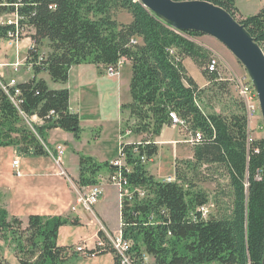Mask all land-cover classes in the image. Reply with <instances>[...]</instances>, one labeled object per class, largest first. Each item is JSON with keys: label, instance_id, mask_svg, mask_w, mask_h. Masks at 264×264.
Segmentation results:
<instances>
[{"label": "trees", "instance_id": "1", "mask_svg": "<svg viewBox=\"0 0 264 264\" xmlns=\"http://www.w3.org/2000/svg\"><path fill=\"white\" fill-rule=\"evenodd\" d=\"M205 1L228 11L264 50V5L257 13L243 16L236 0ZM118 10L131 14L132 20L119 21ZM7 13L18 15L19 24L32 29L26 65L32 64L34 76L18 84L19 106L0 84V146L24 142L41 152L47 144L46 134L56 128L80 137V117L71 110L70 91L50 88L39 74L47 72L52 81L66 83L75 65H110L125 58L132 66L131 102L123 106L135 121L131 128L136 133L147 132L148 137L145 142L122 143L129 171L109 161L80 156L77 183L79 187L93 186L103 174L115 172L127 179L132 194L122 202L121 229L131 244L129 264H263L264 139L249 143L243 101L242 114L206 111L211 106L208 94L216 96L228 83L221 78L219 67L209 69L212 53L191 39L203 33L174 29L138 0H0V18ZM14 28L0 25V37L6 38ZM46 41L50 50L45 56L40 49ZM186 58L201 69L209 82L206 87H200L189 74L183 63ZM21 111L29 118L37 115L45 123L30 127ZM171 112L187 121L191 132L201 131L203 138L193 146V158L175 161V180L164 181L151 174L141 158L151 160L157 155L158 145L151 138L159 135L163 125L173 124ZM203 166L222 169L229 179L228 208L207 217L200 208L209 207L211 199L194 178ZM218 204L219 198L214 199L216 209ZM69 222L78 224L62 215H30L29 240L38 254L35 259L19 256L20 264H128L102 230L98 236L104 246L88 252L95 257L112 253L113 261L81 263L76 250L71 253L58 244L59 228ZM21 224L17 216L9 219L0 191V231ZM149 256L154 261L149 262ZM0 264L11 263L2 257Z\"/></svg>", "mask_w": 264, "mask_h": 264}, {"label": "rangeland", "instance_id": "2", "mask_svg": "<svg viewBox=\"0 0 264 264\" xmlns=\"http://www.w3.org/2000/svg\"><path fill=\"white\" fill-rule=\"evenodd\" d=\"M237 3L243 13L255 14L263 6L264 0H237ZM115 16L121 22L127 21L128 17H130V21L132 20V15L124 10L116 11ZM6 18H13L12 13H7ZM31 33L32 29L27 28L26 35L23 36L21 42L12 43V46L9 45L8 39L0 37V48L3 52L0 58L4 62L1 67L4 76H0V79H3L4 82L16 77V79H31L34 76L33 70L23 75L26 71L20 69L24 67L23 64L29 47L28 39H30ZM191 39L208 49L212 56L218 59L221 78L228 83L225 89L217 91L216 96L210 98L212 94H208L207 99L210 101L211 106H208L206 111L223 115L242 114L243 104L236 81L238 82L239 80L237 78L248 75L244 66L217 39L206 34L194 35ZM17 48L20 57V61H17L19 72L16 71L17 68L14 65L16 62L13 61L16 58ZM49 50L48 42L46 41L40 51L46 56ZM126 62L118 67L117 71L115 70L114 76L108 75L107 65L105 64H79L73 66L70 76L71 98L73 106H79L80 124L82 127L81 135L80 137H74L72 132L59 128L51 129L46 134L47 143L61 142L66 144L65 152L61 157L64 160V164L69 165L72 169H76L79 166V158L82 155L92 156L101 162L116 156L119 148V127L122 141L129 137L134 139L136 143L145 142L147 139V132L136 133L131 128V126H134L135 121L132 119L128 108L124 106L118 107V97L115 90H107L101 85L102 83L105 84L114 79H119L123 73L126 76L127 68L125 66L128 65ZM187 67L194 79H197L199 83L204 82L206 78L192 59L187 60ZM39 78L51 79L48 73L39 74ZM34 118L35 115L31 117L33 120ZM25 122L29 125L27 121ZM250 122L248 133L252 139L263 138L264 121L261 117H253ZM32 123L39 125L35 121H31L30 124ZM177 127L173 129L169 125H163L160 131L162 133H159L162 139L174 140L165 141L159 145L155 142L159 135L151 138L158 145V155H155L152 158L153 160L151 159L152 161H144V164L149 167L151 172L155 173L154 175L157 179L173 176L174 172L172 173V170H174L173 165L176 160L190 159L188 157L179 158L182 155H186L187 150L191 151L193 147L182 141L187 137L188 131ZM34 132L36 133L35 130ZM13 136H17L20 139L18 134ZM179 139H181V142H177ZM169 145H174L175 148ZM54 146L55 144L50 146L52 150H54ZM47 147L49 146L45 145L43 150L39 152L32 144L24 142H18L16 145L11 146H0V191L2 193V202L9 212V219L17 216L22 220L20 227L0 231V258L5 257L11 264H20L19 256L26 259H35L38 254L29 240L31 231L28 230V218L32 214L43 215L44 213L51 214L58 211L64 217L69 216L72 220H77L78 224L69 222L59 228L58 243L67 245L71 253L75 251L76 247L84 246L86 243L92 244V246L95 245L96 248L101 242L98 236L100 230L109 238L122 231V223L120 227L113 226L111 229L106 222L97 219L92 213L94 206L102 199L104 194V197H107V191L103 190L102 197L98 202H94L95 204L92 205L91 210L83 209L80 205H76L79 190L78 179L67 172L66 175L60 174L59 163L56 161L57 156L53 155V151V154L48 153ZM176 147L179 149L175 150ZM165 148L171 150V155L167 150L164 152ZM180 149L186 152L184 153ZM256 151H259V148ZM14 159L20 161V168L23 172L22 177H17L14 173L12 166ZM103 175L100 181L109 176L107 174ZM194 178L197 186L205 190L211 199L212 204L209 206V213H217L219 209L228 208L230 202L229 179L222 169L216 171L214 166H203ZM105 181L109 183L107 180ZM113 186L118 190L117 194L121 211L124 198L120 196L119 188L116 185ZM216 198H219L217 209L214 205V199ZM109 199H104L103 206L107 207L111 219L115 220L117 211L115 206L110 204ZM107 204L109 205L107 206ZM74 205H76V210H73ZM78 255L82 257L79 259L81 263L93 261L102 263L111 260L106 256L107 254H99L94 258H84L80 252H78ZM149 258L151 259L152 257H147L148 261Z\"/></svg>", "mask_w": 264, "mask_h": 264}, {"label": "built area", "instance_id": "3", "mask_svg": "<svg viewBox=\"0 0 264 264\" xmlns=\"http://www.w3.org/2000/svg\"><path fill=\"white\" fill-rule=\"evenodd\" d=\"M13 18H6V14L3 15L0 18V25L1 26H11L14 25V29L10 30L8 32V36L6 37V39L9 40V44L11 45L12 43H18L19 41L22 40L23 36L26 35V27H22L21 24H19V18L18 15L13 14ZM170 52L172 54L175 53L174 49H170ZM3 52L0 48V57L2 56ZM20 61L19 59H16L14 62H16L14 65L17 68V72L20 71V69H18V62ZM125 61H127L125 58H121L116 64H110L107 65V73L108 75L114 76L115 75V70L117 71L118 67H120ZM3 61L0 58V76H4L3 72L1 71V67L3 65ZM24 67L23 68H31L32 64L27 66L26 65V61H24ZM219 67V61L216 57L213 56V58L211 59V62L209 64V69L210 70H215ZM239 79L237 83V88L239 91V95L241 100L244 102L245 104V113L248 119V126L250 127L251 125V120L253 117H261V109H260V104H259V99H258V94L257 91L252 83V80L250 79L249 75H246L245 77H241V78H237ZM0 84L2 86V88L6 91V93L9 95L10 99L13 101V103L17 106H19L20 104V100L18 99V96L20 95L21 91L18 88V84L19 81H17L16 79H10V81L4 82L3 79H0ZM14 89V94L10 93V90ZM28 121V123L30 124L31 121L33 122L34 120L31 119L32 116L27 117L25 114H23V112H20ZM50 114H54V112H51ZM35 117H38L37 115H35ZM170 117L172 119V123L175 126H179L182 129L187 130L188 134L187 137L182 140L185 143H188L189 146H195L197 145L201 139L203 138V134L201 133V131H196V132H191L190 130H188L189 128V123H187V121L181 119L176 113L171 112L170 113ZM39 120L41 119L42 124L39 125H43L45 123L43 118L38 117ZM31 126L34 125L33 123L30 124ZM249 142L251 143L254 138L252 139V137H249ZM48 152L53 151L51 149V147H47ZM257 150V149H256ZM56 151V161L59 163V166L61 167L62 164V155L64 153V149L62 145H57L55 148ZM143 161L145 160V157L141 158ZM115 166H119V167H127L125 159H124V154L120 153V159L116 160L115 162H112ZM12 166L14 169V173L17 177H22L23 172L20 168V161L18 159H14L12 162ZM128 171L130 170L129 167H127ZM60 174L61 175H66V171L63 170L62 168H60ZM106 180L113 184L116 185L119 190H120V196L121 197H125L126 195H131L132 191H130L129 187H128V181L127 179L120 173V172H115V174H111L109 176H107ZM175 177H168L166 178V180L164 181H174ZM138 193H140L141 195L144 194V192L140 189L136 190ZM103 195V188L101 185L96 184L93 186H88V187H79L78 190V196H77V201H76V205H80V207H82L83 209H88L91 210L92 209V205H94V202H98L99 199L102 197ZM76 205H74L73 210H76ZM200 210H202L203 212V216L207 217L209 214V207L207 206H202L200 208ZM112 244V247L121 254V256L123 257V263H130V259L129 256L127 255V252L130 249V242L125 240L123 238V234L122 231H119V233L115 234L113 237L109 238ZM99 246H104L103 242H99L98 244ZM77 252L82 253L83 255L87 256V257H95V253H89L88 250L89 248L85 247V246H78L75 249Z\"/></svg>", "mask_w": 264, "mask_h": 264}, {"label": "water", "instance_id": "4", "mask_svg": "<svg viewBox=\"0 0 264 264\" xmlns=\"http://www.w3.org/2000/svg\"><path fill=\"white\" fill-rule=\"evenodd\" d=\"M138 1L174 29L201 32L226 46L252 80L264 121V50L243 24L221 6L205 0Z\"/></svg>", "mask_w": 264, "mask_h": 264}, {"label": "crops", "instance_id": "5", "mask_svg": "<svg viewBox=\"0 0 264 264\" xmlns=\"http://www.w3.org/2000/svg\"><path fill=\"white\" fill-rule=\"evenodd\" d=\"M236 5H237V8H238V10H239V12H240V14L241 15H243V16H247V15H250V14H245V13H243L242 12V10H241V8L238 6V3H237V0H236ZM264 5V4H263ZM262 8V7H261ZM260 8V9H261ZM129 14V13H128ZM130 22V17H128V20L127 21H125L124 23H129ZM25 40V39H24ZM29 40V46L31 45V40L30 39H28ZM21 42V41H20ZM10 45V44H9ZM10 46H12V45H10ZM29 48V47H28ZM27 57V56H26ZM16 59H19L20 60V57H19V50H18V48H17V52H16V58L13 60V61H15ZM187 60H190V58H186V59H184L183 60V63H184V65H185V67H186V69H187V71L189 72V74H190V71H189V69H188V67H187ZM25 61H26V58H25ZM126 64H128V65H126L125 66V68H127V74H126V76H124V73L123 74H121L120 75V77H119V79L117 78V79H114L113 81H111V82H106L105 84H101L102 86H104L107 90H111V91H114L115 90V93H116V95H117V100H118V107H121V106H123V105H125V104H128V103H130L131 102V95H130V80H131V76H132V66H131V63L129 62V61H127L126 62ZM73 68V67H72ZM72 68H71V70H70V76H71V71H72ZM23 70H25L26 71V73H24L23 75H26L30 70H32V68H22V71ZM8 71V70H7ZM43 73H47V72H42L40 75H42ZM20 74V73H19ZM6 75H7V73H6ZM70 76H69V80L66 82V83H58V82H53L52 81V79H45L46 81H47V83H48V85L50 86V88H52V89H64V88H67L69 91H70V107H71V110L73 111V112H76V113H78L79 114V117H80V122H81V116H80V111H79V106L77 105V106H73V103H72V98H71V93H72V90H71V86H70ZM192 76V75H191ZM14 77V76H13ZM12 77V78H13ZM17 78V77H16ZM15 78V79H16ZM32 78V77H31ZM194 78V77H193ZM17 81H19V83L20 82H24V81H28V80H30V78L29 79H16ZM97 80V79H96ZM196 80V82L198 83V85L200 86V87H202V88H204V87H206L208 84H209V82L207 81V79H205L204 80V82L203 83H199V81L197 80V79H195ZM8 81H10V79H8ZM34 121H35V123H37V124H42V122H41V119L39 120V118L38 117H35L34 118ZM169 127H171V128H176L177 126H175V125H169ZM179 127V126H178ZM177 127V128H178ZM57 130H59V129H57ZM160 133H162V132H160ZM72 136H74V135H72ZM118 137H119V148L117 149V155L116 156H114L113 158H110V159H107L106 161H109V162H115L116 160H119L120 159V153H121V145H122V143L125 141V142H128V143H136V141L134 140V139H132L131 137H129V138H127L126 140H121V135H120V127H119V135H118ZM170 140H174V139H162L161 138V134L158 136V138H156V143L157 144H162V142H165V141H170ZM176 140V139H175ZM177 142H181V139H179ZM49 143V142H48ZM45 144V145H47V146H52L53 144H55V146H54V150H53V152H54V154H53V152L51 151V152H48V153H51V154H53L54 156L57 154L56 153V151H55V148H56V146L57 145H62L63 146V149H65L66 148V144H63V143H61V142H56V143H54V142H51V144L49 143V144ZM139 143V142H138ZM180 144V143H179ZM169 146H171V145H169ZM171 147H174V145H172ZM175 148V147H174ZM177 149H179V148H177L176 147V149L175 150H177ZM160 150V149H159ZM165 150H167L168 151V153H170V155H171V150L170 149H168V148H165L164 149V152H165ZM180 150H183V149H180ZM184 151V150H183ZM65 152V151H64ZM186 151H184V153H185ZM176 153H178L177 151H176ZM187 154L186 155H182V157H179V158H184V157H188V158H193V149L191 150V151H188L187 150V152H186ZM64 154V153H63ZM158 155V154H157ZM169 155V156H170ZM153 160V159H152ZM151 160V161H152ZM62 164H61V167L60 168H62L63 170H65L67 173H69L72 177H74V178H77L78 179V177H79V166L76 168V169H72L69 165H66V164H64V160H63V158H62ZM175 163V162H174ZM147 169H148V171L151 173V174H155V173H153V172H151V170H149V167H147ZM173 169H174V165H173ZM174 172V170H172V173ZM171 173V174H172ZM42 174H44L43 172H42ZM45 175V174H44ZM155 176V175H154ZM168 177H174V175L173 176H167V177H164V178H162V179H160V180H166V178H168ZM103 181H100V183H99V185H101L102 186V188H103V190L104 191H107V197H104L105 196V194H104V196L102 197V199L94 206V210H93V215H95L94 217H96L97 219H101L102 221H104V222H106L107 223V226L108 227H110L111 229H112V227L113 226H117V227H120L121 226V223H122V219H121V211H120V204H119V199H118V190L113 186V185H111V184H109V183H107L105 180L106 179H102ZM79 189V188H78ZM109 196V197H108ZM106 198V200H108L109 198V200H110V204L112 205V206H115V208H116V211H117V215H116V219L115 220H112L111 219V217H110V215H109V213H108V210H107V207H104L103 206V202H104V199ZM109 204H107V206H108ZM43 215H49V216H55V215H62L61 213H58V211H56V212H54V213H51V214H46V213H44ZM63 216V215H62ZM66 217H69V216H66ZM80 222H81V219H80ZM84 241H85V239H84ZM59 244V243H58ZM59 245H62V246H67V245H64V244H59ZM78 246V245H77ZM85 247H87V248H89V249H94L95 248V245L94 246H92V244H88V243H86L85 245H84ZM109 259H111V260H108L107 262H102V263H110V262H112L113 261V258H114V256H113V254L112 253H107V255H106ZM94 258V257H93ZM152 261H154V259L153 258H149V262H152ZM93 263H98L97 261H93Z\"/></svg>", "mask_w": 264, "mask_h": 264}]
</instances>
